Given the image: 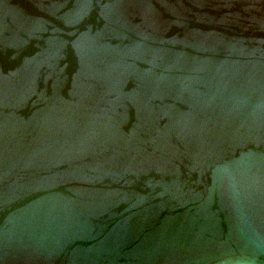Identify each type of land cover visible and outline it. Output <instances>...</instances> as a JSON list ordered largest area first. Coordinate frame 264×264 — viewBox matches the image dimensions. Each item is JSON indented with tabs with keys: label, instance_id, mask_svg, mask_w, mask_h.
<instances>
[{
	"label": "water",
	"instance_id": "obj_1",
	"mask_svg": "<svg viewBox=\"0 0 264 264\" xmlns=\"http://www.w3.org/2000/svg\"><path fill=\"white\" fill-rule=\"evenodd\" d=\"M0 264H264V0H0Z\"/></svg>",
	"mask_w": 264,
	"mask_h": 264
}]
</instances>
